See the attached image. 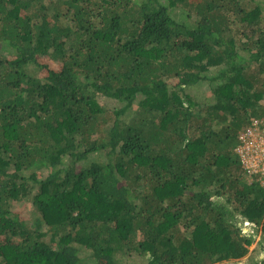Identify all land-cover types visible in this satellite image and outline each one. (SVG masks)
Here are the masks:
<instances>
[{
	"label": "trees",
	"instance_id": "1",
	"mask_svg": "<svg viewBox=\"0 0 264 264\" xmlns=\"http://www.w3.org/2000/svg\"><path fill=\"white\" fill-rule=\"evenodd\" d=\"M255 118L264 0H0V264L244 257Z\"/></svg>",
	"mask_w": 264,
	"mask_h": 264
},
{
	"label": "built area",
	"instance_id": "2",
	"mask_svg": "<svg viewBox=\"0 0 264 264\" xmlns=\"http://www.w3.org/2000/svg\"><path fill=\"white\" fill-rule=\"evenodd\" d=\"M235 153L249 180L257 177L264 185V119L255 118L237 136Z\"/></svg>",
	"mask_w": 264,
	"mask_h": 264
},
{
	"label": "rangeland",
	"instance_id": "3",
	"mask_svg": "<svg viewBox=\"0 0 264 264\" xmlns=\"http://www.w3.org/2000/svg\"><path fill=\"white\" fill-rule=\"evenodd\" d=\"M198 90H200L196 97L198 99H194L197 102L196 103L197 105L194 106L193 110L201 112L202 111L201 108H204V105H206V102H211L214 99H212V96H211L212 94L208 90L207 86L201 84ZM201 91L203 92L200 94ZM263 258H264V238L260 235L259 231H256L255 240L249 246L248 253L244 257L238 260L230 261L224 264H254ZM128 262L129 264H141L142 263V261L140 260L133 261L131 259H128Z\"/></svg>",
	"mask_w": 264,
	"mask_h": 264
}]
</instances>
